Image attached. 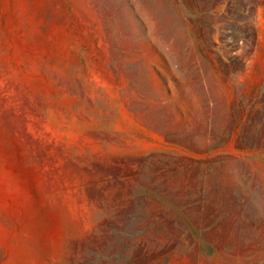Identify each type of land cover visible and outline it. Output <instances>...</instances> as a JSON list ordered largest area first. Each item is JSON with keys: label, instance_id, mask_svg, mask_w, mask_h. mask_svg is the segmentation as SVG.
Returning <instances> with one entry per match:
<instances>
[{"label": "rangeland", "instance_id": "374dc122", "mask_svg": "<svg viewBox=\"0 0 264 264\" xmlns=\"http://www.w3.org/2000/svg\"><path fill=\"white\" fill-rule=\"evenodd\" d=\"M0 264H264V0H0Z\"/></svg>", "mask_w": 264, "mask_h": 264}]
</instances>
